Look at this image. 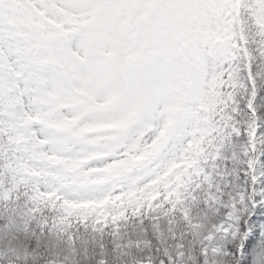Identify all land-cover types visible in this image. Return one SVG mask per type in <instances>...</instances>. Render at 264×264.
I'll return each instance as SVG.
<instances>
[{"label":"snow or ice","instance_id":"6c2138e0","mask_svg":"<svg viewBox=\"0 0 264 264\" xmlns=\"http://www.w3.org/2000/svg\"><path fill=\"white\" fill-rule=\"evenodd\" d=\"M0 264H264V0H0Z\"/></svg>","mask_w":264,"mask_h":264}]
</instances>
